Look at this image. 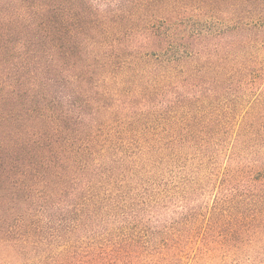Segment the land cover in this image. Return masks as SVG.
<instances>
[{
    "label": "trees",
    "instance_id": "trees-1",
    "mask_svg": "<svg viewBox=\"0 0 264 264\" xmlns=\"http://www.w3.org/2000/svg\"><path fill=\"white\" fill-rule=\"evenodd\" d=\"M114 1L0 0V264L264 243V0Z\"/></svg>",
    "mask_w": 264,
    "mask_h": 264
},
{
    "label": "rangeland",
    "instance_id": "rangeland-1",
    "mask_svg": "<svg viewBox=\"0 0 264 264\" xmlns=\"http://www.w3.org/2000/svg\"><path fill=\"white\" fill-rule=\"evenodd\" d=\"M89 2L100 9H105L109 5L108 3L117 6L120 1H117L116 4L114 0H89ZM112 5L111 7H113ZM230 252H226L228 254L223 257L222 255L226 253L220 254L219 257L207 264H264V243L254 245L252 248H243L235 254Z\"/></svg>",
    "mask_w": 264,
    "mask_h": 264
}]
</instances>
